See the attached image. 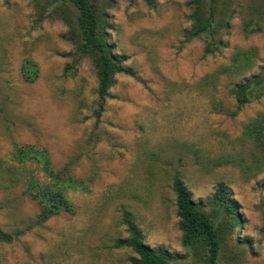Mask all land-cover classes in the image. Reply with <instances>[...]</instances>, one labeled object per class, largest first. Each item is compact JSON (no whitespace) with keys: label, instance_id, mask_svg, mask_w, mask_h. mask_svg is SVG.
Returning <instances> with one entry per match:
<instances>
[{"label":"rangeland","instance_id":"obj_1","mask_svg":"<svg viewBox=\"0 0 264 264\" xmlns=\"http://www.w3.org/2000/svg\"><path fill=\"white\" fill-rule=\"evenodd\" d=\"M46 1L0 0V228L14 235L0 242V264H131L137 254L115 246L129 236L126 213L172 264H208L183 244L175 176L218 224L229 218L214 202L220 182L238 206L218 264H264V147L245 134L264 96L233 115L230 92L264 71V0H218L214 37L190 34L196 0H93L126 69L99 117L97 69L70 24L76 8L58 0L40 18ZM248 49L249 66L227 68ZM30 147L76 181L66 189L74 213L39 220L31 179H53L36 158H15Z\"/></svg>","mask_w":264,"mask_h":264},{"label":"trees","instance_id":"obj_2","mask_svg":"<svg viewBox=\"0 0 264 264\" xmlns=\"http://www.w3.org/2000/svg\"><path fill=\"white\" fill-rule=\"evenodd\" d=\"M64 1L70 2L76 8V18L74 19L72 15L73 23L70 22V24L73 28L77 51L80 55H89L97 69L99 99L96 113L99 117L116 74L125 72L126 69L123 61L113 54V46L107 40V33L104 31V24L96 3L93 0ZM145 1L151 6L155 5V0ZM57 2L58 0H47L45 4L40 2V18L44 16L47 8ZM196 2L198 5L191 15L193 20L191 36L197 37L204 32H210L214 37V32H218V27L222 26L223 20L222 17L219 21L217 20L218 0H210L208 9L203 0H196ZM58 7L56 6L55 9ZM216 49L217 41L213 38L207 45L206 54L213 53ZM255 53L256 51L253 49L237 50L233 54L232 63L227 68L239 70L244 66H249ZM230 92L236 98V110L232 112L233 115H236L243 106L264 96V71L253 75L250 79L235 82ZM245 134L254 141L257 147H264V112L259 113L246 124ZM14 156L22 162L36 158L52 176L53 181L50 184L42 185L35 179H31L30 182V194L36 199H40L44 204L39 216L40 221H45L63 210L72 213L76 211L66 193L67 188L76 186V181H73L72 177H65L54 171L45 150L30 147L24 151H16ZM12 171L10 168L1 170V175L4 177ZM172 186L176 193L177 214L180 217L184 246L189 253L202 256L208 264H218L222 243L228 228L241 222L238 206L228 194L225 183L218 184L213 197L214 202L229 217L220 224L216 223L204 207L192 198L190 191L179 176L174 177ZM123 221L127 226L129 236L118 239L115 246L130 247L137 254L131 264H172L173 259L168 251L155 249L143 240L142 231L131 214L126 213ZM13 239L12 233L0 228V242H9Z\"/></svg>","mask_w":264,"mask_h":264}]
</instances>
